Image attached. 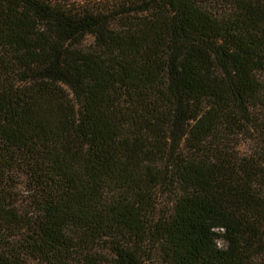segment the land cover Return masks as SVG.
<instances>
[{
	"label": "trees",
	"instance_id": "16d2710c",
	"mask_svg": "<svg viewBox=\"0 0 264 264\" xmlns=\"http://www.w3.org/2000/svg\"><path fill=\"white\" fill-rule=\"evenodd\" d=\"M0 264H264V0H0Z\"/></svg>",
	"mask_w": 264,
	"mask_h": 264
},
{
	"label": "rangeland",
	"instance_id": "374dc122",
	"mask_svg": "<svg viewBox=\"0 0 264 264\" xmlns=\"http://www.w3.org/2000/svg\"><path fill=\"white\" fill-rule=\"evenodd\" d=\"M70 1L75 3H86L88 1L90 2V0H70ZM254 148H255V143L250 140H246L241 144L239 150L242 154H247V153H251L254 150ZM17 194L19 196V200L21 203L22 199H25V195H26L24 186H20L18 188ZM171 201L172 199L167 196H163L162 198H160L158 201L159 212L164 213L167 210H169L172 207ZM218 245L221 247H225L226 244L223 241L219 240Z\"/></svg>",
	"mask_w": 264,
	"mask_h": 264
}]
</instances>
